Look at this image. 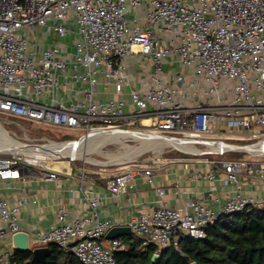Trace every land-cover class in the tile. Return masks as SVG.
I'll use <instances>...</instances> for the list:
<instances>
[{"label": "built area", "instance_id": "obj_1", "mask_svg": "<svg viewBox=\"0 0 264 264\" xmlns=\"http://www.w3.org/2000/svg\"><path fill=\"white\" fill-rule=\"evenodd\" d=\"M135 57L142 70L129 69ZM107 86L111 98L103 97ZM0 113L80 139L126 130L192 149L109 175L115 199L135 190L139 178L164 196L156 169L178 164H204L192 179L230 189L214 198L215 208L162 203L125 224L102 219L104 196L84 190V214L71 218L60 206L56 224L29 233L32 248L55 244L82 264H117L126 241L106 238L117 226L155 246L158 257L178 249L184 235L202 240L222 217L264 208V0H0ZM227 153L245 156L218 158ZM47 161L0 155V264H12L13 246L3 244L24 231L19 216L28 205L5 199L2 186L32 168L60 180Z\"/></svg>", "mask_w": 264, "mask_h": 264}, {"label": "crops", "instance_id": "obj_2", "mask_svg": "<svg viewBox=\"0 0 264 264\" xmlns=\"http://www.w3.org/2000/svg\"><path fill=\"white\" fill-rule=\"evenodd\" d=\"M71 40L72 34L65 41ZM141 60L140 57L127 59L129 69L132 71L142 70L139 66ZM103 89L104 98L114 96L112 86L103 87ZM41 147L43 149L45 145ZM47 148L45 147L44 150ZM76 158L74 156L71 159ZM48 167L60 171L61 179L58 181L47 180L38 174L37 169L32 168L24 171L22 179L12 181L10 188L6 184L2 186L5 199L11 202H16L20 198L28 200V205L19 216V224L24 231L30 234L37 230H46L56 224L60 206L67 210L71 218L83 215L86 211L84 190L88 189L104 196L100 207L101 218H110L118 224H125L132 216L138 215L142 211L151 212L162 203L182 208L187 201L195 200L206 202L215 208L218 204L214 203V198L220 196L225 199L230 190L224 188L220 180H216L213 184L192 179L194 171L206 170L204 164H178L173 167L160 166L156 169V180H164L163 185L166 190L164 196H159L152 186L144 179L139 178L135 190H129L125 195L115 199L106 188L105 179L109 175L85 173L82 176L81 171L79 172L77 168L65 164ZM176 183L181 188L179 193L175 191ZM6 241H8V246L12 244L11 240ZM35 246L37 247L36 244Z\"/></svg>", "mask_w": 264, "mask_h": 264}, {"label": "trees", "instance_id": "obj_3", "mask_svg": "<svg viewBox=\"0 0 264 264\" xmlns=\"http://www.w3.org/2000/svg\"><path fill=\"white\" fill-rule=\"evenodd\" d=\"M123 238L127 246L115 253L117 264H264V208L222 217L207 227L202 240L184 235L178 249L164 250L155 260V246L143 245L133 234ZM49 248L46 264H82L58 245ZM32 258V251H14L12 264H35Z\"/></svg>", "mask_w": 264, "mask_h": 264}, {"label": "rangeland", "instance_id": "obj_4", "mask_svg": "<svg viewBox=\"0 0 264 264\" xmlns=\"http://www.w3.org/2000/svg\"><path fill=\"white\" fill-rule=\"evenodd\" d=\"M0 129L1 131L7 133L17 144L25 145V149H29V146H34L33 144L38 146L49 145L51 142L64 144L76 140L79 141L80 139V137L75 135H65L62 133L58 134L50 130H43L34 123L9 117L2 113H0ZM110 134L119 136L120 138H131H126L120 143H117L116 141H114V143L113 141H108L110 143L107 144H104L106 141L103 140V138H97V140L91 143L88 150H84L80 153V157L87 159V161L82 158L71 159L68 156L62 155L51 156L49 159L41 160V158H39L34 160H48L47 162H43V164L48 166L65 164L77 168L79 172L85 170L86 173L90 174L102 173L105 175H111L122 171L126 166L134 162L147 161L151 159L159 161L164 158L186 156V154L182 152V149L177 147L178 144L175 146L157 145V147H152L150 150L138 154V151L136 152V150L139 149L140 143L141 146H145L150 143H158L159 140L156 141L155 138L151 140V138L146 137V135L137 133L112 132ZM1 138L2 137H0V146L2 145ZM132 138L136 140H133ZM88 139L89 138L85 141ZM183 147L186 148V146ZM0 155L13 157L16 154L8 151H0ZM244 156V154L227 153L224 156H218V158L222 160H230L241 159L244 158ZM209 157L212 158L213 156ZM40 164L41 162H35L34 167L39 166ZM133 236L135 237V235ZM3 245L8 247V241H6Z\"/></svg>", "mask_w": 264, "mask_h": 264}, {"label": "bare ground", "instance_id": "obj_5", "mask_svg": "<svg viewBox=\"0 0 264 264\" xmlns=\"http://www.w3.org/2000/svg\"><path fill=\"white\" fill-rule=\"evenodd\" d=\"M118 133H126L122 131H115ZM131 133V132H127ZM146 137L154 139L157 141L159 140L158 143H150L149 146L153 145L152 147H157V145H171L181 148L182 150H192L190 148H185L179 143L177 140H171L168 138L164 137H154L149 134H144ZM0 137L1 138V146H0V151H8L12 152L14 154H23L27 155V158L30 159H49L51 156H57V155H62V156H68L70 158L76 156L77 158H82L80 157V153L84 150H88L90 148V145L93 141L97 140V138H103L105 141H116L119 142L118 140L120 139L119 136L116 135H111L110 133L103 135L102 133H96L92 134L87 141L83 140L84 142H79V141H73L69 143H64V144H56L55 142H51L49 145H45L48 147L46 150L42 149L41 146L34 145V146H29V149H25V145L23 144H17L15 141L12 140V138L5 132L1 131L0 129ZM134 139V138H133ZM136 140V139H134ZM145 146H141L139 149H142ZM162 147V146H161ZM197 151V150H194ZM87 161V159H84ZM66 168V167H65Z\"/></svg>", "mask_w": 264, "mask_h": 264}, {"label": "water", "instance_id": "obj_6", "mask_svg": "<svg viewBox=\"0 0 264 264\" xmlns=\"http://www.w3.org/2000/svg\"><path fill=\"white\" fill-rule=\"evenodd\" d=\"M120 131L126 132V133L129 132V131H126V130H120ZM112 132L114 133L115 131L103 132L102 134L105 135V134L112 133ZM131 133H137V132H131ZM137 134H140V133H137ZM91 135H86V136L82 137L79 140V142H81L83 140H86ZM142 135H144V134H142ZM149 135L154 136V137H157V136L152 135V134H149ZM126 138H131V137H122V138H120L118 140L119 142H117V143L123 142V140L126 139ZM107 143H110V142L106 141L104 144H107ZM152 146L151 145L149 146V144H147L142 149H137L136 152L138 151V154L144 153L147 150H150L152 148ZM140 147H141V143H140ZM131 234H132V232H131V230H130L129 227H126V226H117V227L112 228L107 233V237L106 238L107 239H114V238H117V237L129 236ZM11 242H12V246H13L14 251H24V252L25 251H32L33 252L32 262L33 263H35V264H46L47 257L50 254V248L49 247H36V248H32L31 247V237H30V234L28 232L22 231V232L15 233L12 236ZM69 252L72 253V251H69ZM157 257L158 256L155 254L153 256V260L157 259ZM193 264H195V263H193Z\"/></svg>", "mask_w": 264, "mask_h": 264}]
</instances>
